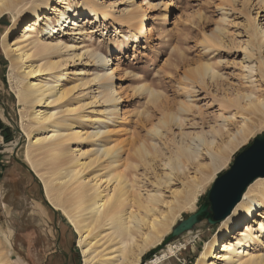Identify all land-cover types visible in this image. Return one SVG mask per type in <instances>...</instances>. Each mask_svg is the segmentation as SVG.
<instances>
[{"label":"rangeland","instance_id":"1","mask_svg":"<svg viewBox=\"0 0 264 264\" xmlns=\"http://www.w3.org/2000/svg\"><path fill=\"white\" fill-rule=\"evenodd\" d=\"M82 4L83 0H54L51 5L58 8L74 5L77 11H82ZM98 4L107 13L106 19L99 14L98 18L93 16L83 21L86 31L84 38H81L79 34L65 35L67 42H73L77 47L67 52V56L75 55L74 60H70L67 67L68 80L65 82V88L69 94L62 102L51 107H55L56 111H61L66 106L78 107L81 125L77 126L76 130H82L83 139L73 141L71 147L86 151L79 158L80 163L83 164H89L96 157L98 148L104 143L120 147L122 160L139 161L135 150L141 141H145L147 145L151 144L148 130L158 122L162 112L174 111L176 103L181 99L178 80L183 79L186 71L189 72L208 59L214 63L222 59L220 67L224 77L221 85L225 88L231 86L232 89H237L241 74L245 70L244 65L250 62L244 60L243 49L249 38V32L255 35L257 26L264 25L262 0H98ZM223 5L225 8L221 7ZM51 12H53L52 8L49 13ZM131 14L145 16L147 33L141 37L140 41L125 46L126 43L123 44L121 41L129 36L126 20ZM20 15L23 19L29 16L22 10L20 13L10 10L0 17V102L4 103L11 118L20 128L21 120H24V128L30 133L31 141L34 142L38 132L32 125L30 116L26 114V111L33 110L19 102L17 89L8 76L11 67V54H8L10 50L7 51L4 48V39L10 35L12 25ZM223 17L225 21H221ZM22 24L18 26V29ZM71 27L72 24L66 31ZM21 32L11 34L8 41L16 38ZM215 37L218 38L217 41L214 40ZM109 44L118 45L119 50L108 48ZM89 46H91L89 49L100 52L103 57H110L111 64L112 56L117 58L114 64L113 86L116 93L121 96V103L111 120L108 104L99 94L101 90L98 88L99 82L91 81L96 72L101 71L102 68L88 55L81 56L85 50L83 48ZM259 56L264 62V48ZM78 72H84V74L80 75ZM41 76L42 74L38 73L32 80H40ZM254 79L257 85L254 88L255 95L264 98V80L258 73ZM143 85L158 94V101L150 100L148 91L140 89ZM197 90L193 98L196 104L195 109L192 114L185 117L183 128L174 125L162 138V147L168 156L176 148L172 142H181L179 134L182 131L195 135L202 130L207 132L213 126L223 125L222 133L214 144L209 145L210 148H217L222 141L228 140L231 132L234 133L239 128L238 123L242 119L240 116L229 120L220 117L222 111L227 117L234 115L236 111L235 107L223 109L224 104L221 101L224 94L221 89L206 86ZM46 108L48 107H43L42 111ZM22 117L25 118L22 119ZM97 118H100L102 122L98 123ZM0 120L12 129L9 132L11 140L8 142L0 134V243L6 258L9 259L10 264H64L65 256L56 250L60 233L58 245L69 257L67 264H84L82 249L79 246V233L69 224L60 209L54 207L57 211L56 215L46 204L43 182L34 178L26 168L13 159V152L9 148L17 143L20 135L9 125L1 106ZM100 129H108L110 132L105 134L102 140L94 143L88 133ZM262 135H264V127L256 131L247 142L229 152L226 165L198 196L195 207L183 210L172 228L180 220L186 219L198 210L216 177L231 167L235 157L245 150L255 137ZM206 136L211 139L209 134ZM27 143L26 138L18 151V157L31 167L27 157ZM199 148L201 154L197 159L186 163L185 172L179 171L169 187L165 185L159 187L158 191L164 195L165 201L174 202L173 196L177 192H181V196L186 195L191 185L203 180V172L210 166L211 156L206 146L202 145ZM35 159L42 173L51 168L45 155L41 154ZM104 161L105 159L102 158L100 162L89 166L84 176L87 179H93L97 175L103 176L106 172L102 170ZM164 168L161 158L152 160L148 167L140 163L138 174L143 181L142 184L153 186L152 184L158 181V177L164 174L166 170ZM130 170H132L130 176L133 177L132 173L136 171ZM219 170L220 168L214 174ZM109 187L108 191H110ZM103 189H107L106 183L102 185L101 191ZM160 206L162 209L167 208L166 204ZM262 213L264 209L257 211L259 215L255 219L259 222L263 219ZM220 223L203 228L206 224L203 221L198 230L174 238L159 252L151 253L153 249L165 242L172 231L171 228L159 244L145 253L140 264H197L205 243L217 234ZM258 249L264 253V238ZM165 255L166 258H162ZM157 258L160 259L154 262ZM213 261L215 260L210 259L209 263Z\"/></svg>","mask_w":264,"mask_h":264},{"label":"bare ground","instance_id":"2","mask_svg":"<svg viewBox=\"0 0 264 264\" xmlns=\"http://www.w3.org/2000/svg\"><path fill=\"white\" fill-rule=\"evenodd\" d=\"M53 1L0 0V17L10 10L17 13L22 10L29 15L26 20L20 15L14 21L10 35L22 31L16 38L8 41V35L4 39V48L10 50L8 54H11L9 80L17 89L21 105H27L33 110L26 111V114L30 116L31 123L38 132L34 142L31 141L30 133L24 128V120H21L24 138L28 139V161L37 178L43 182L49 203L60 209L69 224L79 233V246L82 249L84 264H140L145 253L159 244L163 236L170 231L182 211L195 207L198 196L226 165L229 152L247 142L256 131L264 127V98L255 95L254 90L257 87L254 79L256 73L264 80V62L259 56L264 48V25L257 26L255 35L249 32L243 49L244 60L250 62L244 65L245 70L241 74L237 89L221 85L224 77L220 67L222 59L218 63L208 59L189 72L186 71L183 79L178 80L181 99L176 103L174 111L162 112L158 122L148 130L151 144L147 145L145 141H141L135 150L139 161L122 160L120 147L104 143L96 151V157L89 164H83L79 158L86 151L71 147L73 141L83 139L82 130H76L77 126L81 125L78 107L66 106L61 111L51 107L62 102L69 94L65 88V82L68 80L67 67L75 55L67 56V52L77 47L73 42H67L65 35L79 34L84 38L86 31L83 21L93 16L98 18L99 14L106 19L107 13L102 10L98 0H83L82 11H77L74 5L52 7ZM262 3L264 4V0ZM221 7L225 8V5ZM51 8L53 12L49 13ZM221 21H225V18ZM126 23L129 36L121 41L126 43L125 46L140 41L147 33L143 14H131ZM20 24L22 26L18 29ZM71 24L72 27L66 31ZM248 28L250 29V26ZM216 39L218 38L215 37L214 40ZM91 46L83 48L85 50L81 56L88 55L90 59L93 58L95 64L103 70L97 71L91 81L99 82V94L108 104L111 120L121 103V96L113 86L114 64L117 58L113 55L111 64L110 57H103L100 52L89 49ZM111 47L119 50L118 45L109 44L108 48ZM38 73L44 78L41 76L40 80H32ZM206 86L223 91V109L235 107L236 111L228 117L222 111L220 117L229 120L240 116L242 119L238 123L239 128L236 132H231L228 140L222 141L217 148H210L209 145L214 144L222 133L223 125L213 126L209 131L202 130L195 135L182 131L179 134L181 142H172L176 148L168 156L162 147L163 136H166L174 125L183 128L185 117L195 109L193 98L197 88L203 89ZM140 89L148 91L151 101H158L159 96L153 90L145 85ZM43 107L48 108L42 111ZM36 108H39L38 111H34ZM96 121L102 122L100 118ZM109 132L108 129H100L88 135L95 143ZM19 140L9 148L11 152ZM202 145L207 147L211 156V164L203 172V180L191 185L186 195L181 196V192H177L173 196L174 202L165 201L164 195L158 191L159 187H169L179 171L185 172L186 163L199 157V147ZM41 154L45 155L51 164V168L45 173L38 168L35 159ZM102 158L105 159V164L102 165V170L106 171L103 174L104 179L101 175L87 179L84 176L86 169L100 162ZM155 158H161L166 170L153 186L142 184L138 174L140 163L148 167ZM130 169L136 171L132 173L133 177L130 176ZM104 183L107 189L101 191ZM111 183L113 187H109ZM105 192L107 193L104 195ZM161 204H166L167 208L162 209ZM260 209H264V177L258 178L248 187L241 202L222 220L217 234L205 243L197 264H264V253L258 249L264 238V213L261 216L262 221L255 219ZM162 258H166V255ZM210 259L215 261L209 263ZM0 264H10L1 243Z\"/></svg>","mask_w":264,"mask_h":264},{"label":"water","instance_id":"3","mask_svg":"<svg viewBox=\"0 0 264 264\" xmlns=\"http://www.w3.org/2000/svg\"><path fill=\"white\" fill-rule=\"evenodd\" d=\"M3 114L10 126L20 135L18 145L15 147L13 159L26 168L34 178L37 179L32 168L18 157V151L23 146L25 138L23 132L16 121H14L9 112L6 110L4 103L0 102ZM264 177V135L255 137L252 143L241 151L234 159L231 167L216 177L213 185L207 192L205 201L200 205L195 213L190 214L186 219L180 220L173 228L171 233L166 237L165 242L153 249L151 253H157L163 249L172 239L179 238L189 232L198 230L200 224L205 221L203 228L210 225H216L227 218L242 200L248 187L258 178ZM46 204L57 215L55 208L46 200ZM59 232V228L57 227ZM60 240V233L58 242ZM56 250L65 256V263L68 262V255L62 251L58 245Z\"/></svg>","mask_w":264,"mask_h":264},{"label":"trees","instance_id":"4","mask_svg":"<svg viewBox=\"0 0 264 264\" xmlns=\"http://www.w3.org/2000/svg\"><path fill=\"white\" fill-rule=\"evenodd\" d=\"M11 131V127L5 125V123L0 120V134L4 137L7 142L11 140V135L9 133Z\"/></svg>","mask_w":264,"mask_h":264}]
</instances>
